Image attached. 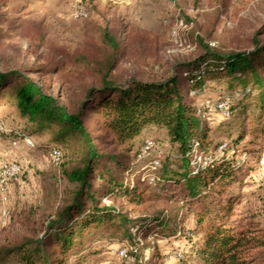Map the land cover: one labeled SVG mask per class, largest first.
Returning <instances> with one entry per match:
<instances>
[{"label": "trees", "instance_id": "16d2710c", "mask_svg": "<svg viewBox=\"0 0 264 264\" xmlns=\"http://www.w3.org/2000/svg\"><path fill=\"white\" fill-rule=\"evenodd\" d=\"M259 33L249 51L199 37L193 58L178 60L153 78L121 82L111 75L122 52L119 38L105 30L111 53L104 61L76 58L79 67L99 76L98 84H84L79 91L61 88L53 94L32 76L63 74L64 63L0 69V104L15 108L33 133H47L62 146L59 165L68 182L61 204L33 235L0 246V261L13 256L16 264H83L84 245L99 235L132 244L127 250L135 262L134 255L151 246L144 240L157 232L192 237L190 251L178 259L182 264H256L264 230L239 227L232 216L239 198L234 188L252 168L248 159L259 161L264 151V38ZM214 80L227 85L231 98L228 111L235 115L236 132L229 143L213 144L208 121L200 116L206 108L195 98ZM151 126L166 129L175 148L180 164L163 181V191L167 201L193 214L191 230L179 226L181 217L169 230L162 211L138 212L151 199L153 184L132 157L140 155L137 138ZM245 138L249 146L260 145L241 152Z\"/></svg>", "mask_w": 264, "mask_h": 264}, {"label": "rangeland", "instance_id": "374dc122", "mask_svg": "<svg viewBox=\"0 0 264 264\" xmlns=\"http://www.w3.org/2000/svg\"><path fill=\"white\" fill-rule=\"evenodd\" d=\"M105 30L118 36L122 50L112 77L121 82L131 77L150 79L178 60L193 58L199 37L230 50H251L257 32L264 38V0H5L0 2V69L64 63L63 74L32 75L53 94L61 88L79 91L84 84H98L99 76L83 70L75 61L78 56L104 61L111 53L103 41ZM227 90L224 82L214 80L195 97L209 110L200 116L208 121L213 144L229 143L236 132L235 115H226L215 107L219 101L229 104ZM238 94H234V105L239 101ZM0 122L6 128L0 132V167L7 162H18L22 167L20 176L10 185L9 200L3 202L0 194L1 246L22 234L33 235L42 219L61 204L68 182L62 165L49 156L53 149L64 151L50 141L49 134L33 133L30 124L9 105L0 104ZM147 141L154 143L152 151L144 157H132L137 170L145 171L142 176L153 184L151 199L138 212L162 211L169 219V230L175 227L174 219L178 217L179 226L193 229V214L167 201L163 191L165 178L180 164L166 129L146 128L136 142L142 148ZM249 142L245 138L239 150L260 145L249 146ZM156 160L161 165L153 169ZM248 162L252 168L244 171L243 185L234 188L239 198L234 203L232 222L264 230V168L257 158L250 157ZM156 234L144 240L151 246L136 253L132 263L118 252L131 249L132 244L98 235L84 245L87 251L83 264H182L175 254L190 251L192 237L184 233ZM257 256L256 264H264V249ZM0 264H16V260L11 256Z\"/></svg>", "mask_w": 264, "mask_h": 264}, {"label": "built area", "instance_id": "2783aa9c", "mask_svg": "<svg viewBox=\"0 0 264 264\" xmlns=\"http://www.w3.org/2000/svg\"><path fill=\"white\" fill-rule=\"evenodd\" d=\"M84 14V13H82ZM181 24L183 25V21L181 22ZM215 107L219 110L222 111L224 114L229 115V111H228V102L225 101H219ZM209 110H205L204 113L206 114V112H208ZM200 113V114H201ZM6 128L4 126V124L2 122H0V132H5ZM154 147V143L152 141H147L144 146L141 149L140 155L141 157L146 156L147 154H149L152 149ZM49 156L51 157V159L56 162L59 163L61 161L62 158V152L61 150L58 149H53L51 150ZM259 163L261 164V166L264 168V151L261 153V156L259 158ZM161 165L159 160H156L153 162V169H156L157 167H159ZM22 171V167L18 162H7L1 165L0 167V194H1V198L3 202H7L9 200V194H10V185L11 183L16 180ZM151 181H154V177H152L150 179ZM264 199V197H263ZM120 256L122 258L125 259V261L127 263H132L133 262V258L132 256L129 254L127 248H123L118 250ZM183 256V253L181 251H178L175 254V257L177 259L181 258Z\"/></svg>", "mask_w": 264, "mask_h": 264}]
</instances>
